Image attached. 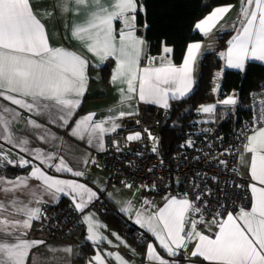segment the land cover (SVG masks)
<instances>
[{
    "label": "snow or ice",
    "instance_id": "obj_1",
    "mask_svg": "<svg viewBox=\"0 0 264 264\" xmlns=\"http://www.w3.org/2000/svg\"><path fill=\"white\" fill-rule=\"evenodd\" d=\"M74 2L80 6L86 5L87 0ZM91 5L92 9L85 21L73 27L72 36L101 61L109 57L116 60L112 81L127 85V95L121 89V103L131 100L132 94H138L140 101L167 109L170 98L180 100L191 93L195 83L194 65L201 48L199 43L189 45L180 67L161 57L159 67H152L150 59L148 67L140 68L139 61L145 42L136 35L137 0H112L110 5L103 4L102 0H91ZM67 10L65 6L64 11ZM140 10H143L142 5ZM229 10L230 7L216 8L205 20L195 25L196 29L207 34ZM240 15V28L228 41L227 52L220 55L225 59L227 67L244 71L246 61L264 62V0H242ZM116 21L123 25L118 41L114 26ZM163 52L171 53L172 49L165 46ZM88 66L89 62L76 52L51 46L46 27L34 13L31 0H0V98L28 112L55 108L59 119L67 125L87 90ZM220 103L235 105L237 99L230 96ZM199 111L212 114L215 105L202 106ZM4 113L10 119H6ZM134 114L121 111L116 117L95 121V114L90 113L75 123L70 134L81 140L87 137L89 145L95 141L99 150H104L105 134L113 133L121 127L116 120ZM18 117L19 113L9 107H0V139L18 147L20 152L34 156L41 165L54 168L56 172H68L76 177L84 174L69 167L63 158L53 164L51 161L56 159L54 155L45 154L40 149H28L27 139L17 142L11 132V125ZM259 121L264 125V111L260 113ZM29 124L40 127L31 120ZM140 138L139 132L127 137L129 141ZM149 138L155 140L151 134ZM188 146H191V142ZM153 151H156L155 146ZM245 151L252 154L249 165V175L254 182L249 185L251 207L241 208L235 215L227 212L226 218L214 220L218 227L214 238L198 230V224L204 223L203 214L187 198H168L164 207L152 215L145 216L137 212L135 223L151 233L169 257L177 256L179 250L186 249L188 243L195 240L191 257L203 258L209 264H264V126L253 130V134L247 138ZM0 160L16 166V162L5 155H0ZM29 163L23 157L19 160L20 167H26ZM29 179L39 181L43 194L54 201L59 200L60 194L70 196L79 212H83L87 204L97 197V193L85 184L57 179L39 166H33L28 177L11 181L0 177V185H10L3 190L13 192L26 188ZM3 207L0 204V209ZM130 210V203L123 208L124 212ZM16 211L26 218L23 221L0 220V264H26L30 250L44 243L19 237L15 242L3 240V236L10 235L9 229H30L32 221L39 219L41 213L40 208L26 205ZM190 214H200L201 218L192 219ZM84 221L88 225L89 241L99 244L105 239L97 231L102 226L94 224L92 217L85 216ZM186 225H190L187 231ZM21 235L26 233L21 231ZM116 238L120 239L119 236ZM64 251L70 253L71 249ZM147 258L156 264H169V260L162 258L151 243L147 247ZM115 259L118 264H125L121 256L116 255ZM94 261L95 264H104L99 253L95 255Z\"/></svg>",
    "mask_w": 264,
    "mask_h": 264
},
{
    "label": "crops",
    "instance_id": "obj_2",
    "mask_svg": "<svg viewBox=\"0 0 264 264\" xmlns=\"http://www.w3.org/2000/svg\"><path fill=\"white\" fill-rule=\"evenodd\" d=\"M111 2L112 0H102V3L105 5H110ZM237 3L238 1L230 6H218L230 7V10L224 14L222 19L218 20L215 25L210 28L207 34L201 32L195 27V31L201 35L202 39L200 41L181 43L179 45V50L182 53V58L178 63L173 62L171 55L172 52L167 54L163 52V48L165 47L164 45L162 46L159 54L152 55L149 54L147 45L144 43L143 52L139 61L140 68L148 67L150 59L152 61V67H159L161 64V57H165L167 60H170L172 64L180 67L187 55L189 45L199 43L201 48L197 53V60L194 65L193 72L195 82L200 73L202 57L206 53H216L220 59V66L222 70L230 69L240 71L239 69L227 67L225 59H223L220 55L222 52H227L229 44L227 43L225 49L220 50L218 43L219 34L230 32L231 36L229 40H231L240 28V24H237L236 22L233 26H230V23L233 20L231 19V16L238 13ZM137 5V13L143 12V10H140V6L142 4L139 0H137ZM65 6L68 9L67 11H64ZM31 7L34 13L37 14L38 18L41 19L42 23H44L51 46L63 47L69 51L76 52L89 62L87 71V90L82 98L80 106L75 110L67 125L59 119V114L55 108L44 111L28 112L15 105H11L8 101L3 100L2 98H0V107L6 106L19 113V117L11 125V132L17 142L20 139H27L29 141L26 146L28 149H40L45 154L54 155L56 159L51 161L53 164L58 163L59 159L63 158L69 167H72L73 170L76 171H82L84 174L80 177H76L68 172H56L54 168H48L45 165H41L40 161L36 160L34 156L20 152L18 147H14L13 145L6 143L3 139H0V155H5L8 159L16 162V166L13 167L12 165L6 164L3 160H0V177L9 181L16 180L17 178L28 177L30 176L32 167L39 166L48 175L57 179L85 184L97 193V197L87 204L83 212H80L82 218L80 230L70 240H53L45 232L37 230V219L32 221L30 229H9L10 235L3 236V240L15 242V239L19 237L29 241L37 240L44 242L43 244L33 247L30 250L26 264H90V262L91 264H95L94 257L97 253L101 255L104 264H118L115 259L116 255L121 256L125 261V264H156L155 261H150L147 258V247L150 243L156 248L157 253L161 255L162 258L169 260V264H209V262L203 260V258L191 257L190 254L195 247V240L188 243L186 249L179 250L177 256L169 257L166 252L160 248L159 242L155 239V237L152 236V234L146 229L141 228L135 223L137 212L143 213L145 216L152 215L160 208L164 207L168 198L175 197L177 199H184L183 196L175 195L174 192H172L159 197H153L143 195L132 187L119 186L110 183L109 172L102 160V154L105 150L106 138L111 133L105 134L104 150H99L98 143L95 141L92 145H89L87 137L81 140L70 134L71 130L75 126V123L90 113L95 114V121H101L107 119L108 117H116L121 111L136 114L141 105L148 104L140 101L138 94H132L131 100H125L121 103V89H123L124 94L127 95V85L120 81H112V76L116 69V60L109 57L101 61L98 57L88 52L81 42L73 38V27L77 24L83 23L92 9L91 0H87L86 5L80 6L76 5L74 0H31ZM218 7L213 8L197 23L205 20V18ZM46 13H50L51 15H46ZM236 18V21L241 20L239 13ZM114 26L115 35L117 36L118 41L119 31L123 25L121 22L116 21L114 22ZM140 28L141 26H139L136 22V35L144 40L143 30L140 32ZM248 62H256L264 65V62L261 61L249 60L246 61V64ZM230 96H234L236 98V93L232 92L226 98ZM175 101L179 100H173L170 98L168 101L169 107L167 109L162 108L157 104L149 105L158 106L166 113L169 111L171 103ZM230 107L231 105H225L222 110H219L217 107L215 112L212 113L213 119L210 121L208 120V115L211 114L202 112V115H204V121L200 122L211 123L212 121H215L216 123ZM3 115L6 119H10L7 113H4ZM122 119L116 120V123L121 125ZM29 120L34 121L40 127H33L29 124ZM108 126L110 125H105V127ZM245 144L240 149L237 168L239 175L248 180L250 185L254 183L249 175V165L252 154L245 151ZM21 157L30 161L28 166H19V160ZM85 160L87 161L86 163ZM5 187L11 186L7 184L0 185V204L4 206L0 209V220L6 219L8 221H23L26 217L22 213H18L16 209L25 205L30 208H40V210L44 205L63 204L65 206L69 205L74 207L70 196L60 194L59 200L54 201L48 195H44L40 182L35 179H29L28 186L26 188H19L13 192H5L3 190ZM33 193H35V196ZM129 195L139 198V202L134 203L133 201H130L128 199ZM99 197H102L104 204L117 212L120 217H125L134 228L143 231L146 235V240L139 242L129 238L125 235V233L109 222L107 218L93 209L92 204ZM146 201L147 203H145ZM129 203L131 204V210L129 212H124L123 208H125ZM238 213L239 211L234 213V215ZM190 215L192 219L199 220L201 218L199 214ZM85 216L92 217V222L94 224L98 223L102 226L97 229V231L100 235L105 237V239L99 244H94L87 239L88 225L84 221ZM189 227L190 225H186V231L189 230ZM197 227L199 231L212 238H214V234L218 231L217 225L213 222L204 221L203 224H198ZM21 231L25 232L26 235H21ZM117 236H119V240L116 238ZM83 246H85L87 250H91V254L85 255L81 259L80 252L81 247ZM69 248L71 249L70 253L64 251V249Z\"/></svg>",
    "mask_w": 264,
    "mask_h": 264
},
{
    "label": "built area",
    "instance_id": "obj_3",
    "mask_svg": "<svg viewBox=\"0 0 264 264\" xmlns=\"http://www.w3.org/2000/svg\"><path fill=\"white\" fill-rule=\"evenodd\" d=\"M254 99L260 103L253 107L250 117L237 122V99L217 124L198 122L187 129L183 148L169 156L154 152L155 140L149 138V134L157 137L165 111L155 105H141L136 114L124 117L121 127L106 138L102 160L110 183L159 195L174 192L192 201L201 210L205 222L221 220L227 212L234 214L241 208L249 209V181L239 175L237 165L247 138L254 129L264 126L259 121L264 111V89ZM223 100L219 99V103ZM136 132L141 138L129 141L127 137ZM92 208L119 218L102 197L93 202ZM80 222V214L73 206L44 205L37 219L38 228L53 240H68ZM123 223L129 238L146 240L144 232L130 228L129 222Z\"/></svg>",
    "mask_w": 264,
    "mask_h": 264
},
{
    "label": "trees",
    "instance_id": "obj_4",
    "mask_svg": "<svg viewBox=\"0 0 264 264\" xmlns=\"http://www.w3.org/2000/svg\"><path fill=\"white\" fill-rule=\"evenodd\" d=\"M139 1L143 5V12L137 13L136 22L139 26H143L144 28L143 38L147 45L149 54L157 55L160 53L163 45L169 46L172 49L171 55L173 62L178 63L182 58L179 45L181 43L200 41L202 39L201 35L195 31L196 23L205 17L213 8L218 6H230L235 4L238 0ZM230 36V32L218 35L220 50L225 49ZM219 69H221L220 59L216 53H206L202 57L200 74L193 90L184 99L172 102L169 111L163 116L157 139L154 141V145L157 148L156 151L160 155L169 156L183 148L182 142L186 138L187 131L193 125L198 123L197 121L192 123L189 122L191 118L196 117L195 110L198 107L205 106L214 100L215 94L213 92V88L216 83V71ZM263 89L264 65L256 62H248L244 71L223 69L220 84L217 87L216 97L218 99H225L232 92L236 93L238 107L235 114L237 122H240L243 118L251 116L253 107L260 103V101H257L254 98L260 94ZM187 103H191L194 110L191 117L185 119V128L182 135L177 138L175 131L171 130L169 125L173 119L179 115ZM221 118L218 121H220ZM217 122L211 124H217ZM222 127L225 128V124H223ZM54 206L66 208L69 205L65 206L63 204H58ZM97 212L107 218L108 221L116 226L120 231L123 233L127 232V228L123 223V221L128 222L125 217H120V215L116 212L119 218L123 220L122 221L117 217L106 215L102 211ZM81 223L82 218L74 233L69 236V240L79 232ZM131 227H133L132 224H130V228ZM130 228L128 230L129 232ZM36 229L40 230L38 225H36ZM80 253V258L82 259L85 255L91 254V250H87L86 247L83 246L81 247Z\"/></svg>",
    "mask_w": 264,
    "mask_h": 264
},
{
    "label": "rangeland",
    "instance_id": "obj_5",
    "mask_svg": "<svg viewBox=\"0 0 264 264\" xmlns=\"http://www.w3.org/2000/svg\"><path fill=\"white\" fill-rule=\"evenodd\" d=\"M241 7H242V0H238V3H237V12L240 14V10H241ZM238 13H236V14H233L231 17V19H233L232 20V22L230 23V26H233V24L236 22L237 24H240V21H236V17H237V15H238ZM241 16V15H240ZM238 27V26H237ZM225 33V32H224ZM222 73H223V70L222 69H219V70H217L216 71V83H215V86H214V88H213V92H214V100L212 101V102H210L209 104H207V105H205V106H209V105H215V109L218 107L219 108V110H222L223 108H224V106L225 105H223L222 103H219V99L216 97V94H217V87L219 86V84H220V80H221V76H222ZM200 74V73H199ZM219 74V75H218ZM198 77H199V75H198ZM198 77H197V79H198ZM197 79H196V81H197ZM196 83V82H195ZM201 107H198L196 110H195V113H196V117H194V118H191L190 119V121L189 122H200V121H204V115H202V112L201 111H199V109H200ZM228 111V110H227ZM226 111V112H227ZM213 119V114H211V115H208V120L210 121V120H212ZM208 123V122H207ZM211 123H215V121H212ZM157 139V137H155V140ZM136 189V188H135ZM134 189V190H135ZM136 191H139L138 189H136ZM140 193H142L143 195H148V196H153V197H159V196H161V195H159V194H155V193H151V192H141V191H139ZM141 195V194H140ZM128 199L130 200V201H133L134 203H137V202H139V198H135V197H133V196H128ZM143 232V231H142Z\"/></svg>",
    "mask_w": 264,
    "mask_h": 264
},
{
    "label": "water",
    "instance_id": "obj_6",
    "mask_svg": "<svg viewBox=\"0 0 264 264\" xmlns=\"http://www.w3.org/2000/svg\"><path fill=\"white\" fill-rule=\"evenodd\" d=\"M193 110H194L193 105L191 103H187L185 107L182 109V111L179 113V115L176 116L175 119H173V121L170 123L169 127L171 130L175 131L177 138L182 135V132L185 128V119L191 117Z\"/></svg>",
    "mask_w": 264,
    "mask_h": 264
}]
</instances>
